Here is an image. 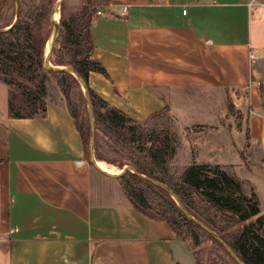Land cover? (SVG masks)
I'll list each match as a JSON object with an SVG mask.
<instances>
[{"label": "crops", "instance_id": "obj_1", "mask_svg": "<svg viewBox=\"0 0 264 264\" xmlns=\"http://www.w3.org/2000/svg\"><path fill=\"white\" fill-rule=\"evenodd\" d=\"M89 2V57L106 72L89 71L90 89L140 125L168 110L184 126H211L187 165H219L262 214L264 165L246 167L240 152L248 140L264 162V0ZM227 92L245 114L242 140L222 127ZM3 105L0 97V264H194L165 219L89 163L62 99L48 97L32 117Z\"/></svg>", "mask_w": 264, "mask_h": 264}, {"label": "rangeland", "instance_id": "obj_2", "mask_svg": "<svg viewBox=\"0 0 264 264\" xmlns=\"http://www.w3.org/2000/svg\"><path fill=\"white\" fill-rule=\"evenodd\" d=\"M56 0H19L20 3V20L22 24H29L32 32L37 35L42 51L41 63L37 64L32 57L25 59L20 54L3 53L0 51V97L4 103V108L10 116H36L39 115L43 108V102L48 97L54 99L64 98L58 87L59 77L50 70H46L42 64L46 52V44L49 40L52 22L50 21V12ZM83 0H64L60 6L59 13V33L53 47L50 62L54 65L67 64L71 66L69 51L63 47V29L60 25V19H68L71 15L79 11V4ZM15 13L14 0H0V27L7 26L13 21ZM65 35L72 37L73 32L64 29ZM77 59L79 56L76 57ZM86 73V65L78 64ZM70 97L76 102L80 111L81 120L85 128L86 142L88 143L89 128L84 104V96L81 86L74 79L70 81ZM218 102H222L219 100ZM234 95L227 92L226 99V122L223 126L226 131L229 130L236 139L244 136L247 127L244 113H240L233 106ZM200 118H204L201 116ZM225 131V134H227ZM215 133L211 126L196 124L184 126L180 122L176 113L165 110V112L151 118L144 127L142 137L136 136L127 128H118L117 130L108 129L103 133L98 129L95 130L96 158L104 156L109 164L119 167L120 164H129L136 162L139 167L150 171L153 167L150 158V152L165 148L170 153V164L172 168L178 166L182 168L187 165L191 152L195 151V144L201 143L202 139L206 140L208 134ZM216 134V133H215ZM222 134V133H220ZM229 137V135L227 134ZM219 137V135H218ZM221 137V135H220ZM217 139V137H215ZM219 139V138H218ZM198 142V143H197ZM229 146V145H228ZM257 146L250 144L247 140L242 153L243 163L248 166H262L264 162L260 161L256 154ZM228 159L231 162L236 161L239 156L230 153ZM88 159V154L86 155ZM170 167V169H171ZM121 167H119V170ZM242 171V170H241ZM240 171V172H241ZM122 182L137 197L144 198L153 211H159L166 216L178 219V214L159 197L154 187H150L145 182L139 180L130 171L122 174ZM259 189L260 208L264 214V180L257 182ZM188 193L195 203L201 208L203 213L210 217L215 223L221 235L236 234L244 225H249L254 219H247L244 222H238L236 216L231 212H224L209 202L194 188H189ZM254 234H259L264 239L262 230H254ZM199 244L195 246L191 238L181 240L188 246L192 253L194 264H237L226 249L215 241L211 236L203 231H199ZM249 233L248 241H252ZM195 252L197 259L195 258ZM197 260V261H196Z\"/></svg>", "mask_w": 264, "mask_h": 264}, {"label": "trees", "instance_id": "obj_3", "mask_svg": "<svg viewBox=\"0 0 264 264\" xmlns=\"http://www.w3.org/2000/svg\"><path fill=\"white\" fill-rule=\"evenodd\" d=\"M93 12L94 11L89 0H86L84 6L79 11L71 15L68 19H64L63 17L60 19V25L63 29V33L61 32L60 34L63 36L62 48H67L71 62L69 64H71V66L85 79L86 83L89 71H97L106 74L101 64L89 57L92 49L89 26ZM64 29L73 32L74 35H72V37L69 36V34L65 35ZM0 51L3 53L20 54L21 56H24L25 59H30L32 57L37 64L41 63L42 51L37 35L32 32L29 24H22L20 14L19 19L14 26L8 30L0 32ZM77 56H79L78 59L76 58ZM32 59L30 60L33 61ZM78 64L87 66L86 73L78 67ZM50 71L54 72L59 77V90L64 98L66 108L71 115L77 130L81 134L84 150L87 155L88 143L86 142L85 128L83 127L84 123L83 120H81V113L76 102H74L70 97V81L74 79L77 82V80L66 71ZM87 87L90 93L96 129L103 133H107L108 129L117 130L118 128H127L131 130L134 135L139 137L143 136L145 125H140L134 122L121 110L110 106L90 89L88 83ZM45 102L46 101L44 100V105L39 115L43 114L45 111ZM161 113L162 112H159L157 115ZM13 117L21 118L32 116L14 115ZM96 150L98 153V149L95 144V153ZM171 156L172 155L168 153L165 148H158L151 151L150 158L153 167L150 171H146L139 167L136 162L131 164L133 165L132 167L140 173L166 184L171 190H173V192L180 199L184 208L191 213L193 217L202 221L210 229L219 234L244 264H264V239L259 234H254V230L259 232L262 230L264 234V215L260 214L258 206L259 202L255 194H244L240 183L228 175L217 164L192 163L182 168H179L178 166H174L172 168L169 166L172 165L169 161ZM99 158L107 160L104 156H100ZM123 165L125 164H120L119 167H122ZM133 175L148 184L150 187H154L159 197H161L165 203L178 214V219L166 216L164 213L156 210L153 211L149 203L144 198L135 196L123 182V190L135 207L143 212L151 213L157 217L165 219L169 223L173 235L179 240L191 238L193 240V244L197 246L199 244V231H203L211 236L201 226L194 222V220L186 217L176 202L165 190L143 178L138 177L135 174ZM122 177V175L119 176L121 179ZM189 188L197 190L203 197H205V199L213 203L220 210L224 212H231L236 216V220L238 222H244L247 219H254L249 225L242 226L236 234L221 235L216 223L210 217L206 216L201 208L190 197L188 193ZM249 233L251 235H255L252 236V241H248ZM211 238L213 237L211 236ZM214 240L217 241L216 239ZM219 244L222 245L221 243ZM195 258H198L196 252Z\"/></svg>", "mask_w": 264, "mask_h": 264}, {"label": "water", "instance_id": "obj_4", "mask_svg": "<svg viewBox=\"0 0 264 264\" xmlns=\"http://www.w3.org/2000/svg\"><path fill=\"white\" fill-rule=\"evenodd\" d=\"M64 0H56L55 3L52 6L51 12H50V21L52 22V30H51V34L49 37V47L48 50H46L45 55H44V59H43V66L46 70H52L55 72L58 71H66L68 73H70L76 80L77 82L80 84L82 92H83V96H84V100H85V104H86V110H87V116H88V123H89V138H88V147H87V152H88V161L89 163L95 167L98 171H100L101 173L111 176V177H119L122 174H124L126 171H130L131 173L137 175L140 178H143L157 186H159L160 188H162L163 190H165L170 197L176 202V204L178 205V207L180 208V210L185 214L186 217H188L189 219L194 220V222H196L199 226H201L206 232H208L214 239H216L219 243H221L223 245V247L226 249V251L228 252V254L231 256V258L237 263V264H244L239 257L236 256V254L234 253L233 249L223 240V238H221V236L219 234H217L215 231H213L212 229H210L206 224H204L202 221L196 219L195 217H193V215H191V213H189L184 206L182 205L180 199L178 198V196L173 192V190H171L166 184L150 177L147 176L143 173H140L139 171H137L135 168H133L132 166L125 164L121 167V172L114 174L111 172H108L106 170L101 169L98 164H97V158H96V153H95V119H94V113H93V108H92V103H91V99H90V93L87 87V83L85 81V79L72 67L69 65H54L50 62V58L52 56V51H53V47L55 46L56 43V38L58 36L59 33V19H55V14L57 12L60 13V6L61 3ZM19 14H20V3L19 0H15V13H14V18L13 21L8 25L5 26L3 28H0V32L8 30L9 28H11L12 26H14L18 19H19ZM47 42V43H48ZM47 46V44H46Z\"/></svg>", "mask_w": 264, "mask_h": 264}, {"label": "bare ground", "instance_id": "obj_5", "mask_svg": "<svg viewBox=\"0 0 264 264\" xmlns=\"http://www.w3.org/2000/svg\"><path fill=\"white\" fill-rule=\"evenodd\" d=\"M55 19H59V12H57V13L55 14ZM48 47H49V42L47 43L46 50H48ZM97 164H98V166H99L101 169L106 170V171H108L109 169L116 168V166H113V165L109 164L108 162H106V161L103 160V159H97ZM107 169H108V170H107ZM108 172H110V171H108ZM119 172H121V169H120L118 172H111V173L117 174V173H119Z\"/></svg>", "mask_w": 264, "mask_h": 264}, {"label": "built area", "instance_id": "obj_6", "mask_svg": "<svg viewBox=\"0 0 264 264\" xmlns=\"http://www.w3.org/2000/svg\"><path fill=\"white\" fill-rule=\"evenodd\" d=\"M126 7H123V10H125ZM98 14H100L101 12L100 11H97ZM183 13H185V9H183Z\"/></svg>", "mask_w": 264, "mask_h": 264}]
</instances>
